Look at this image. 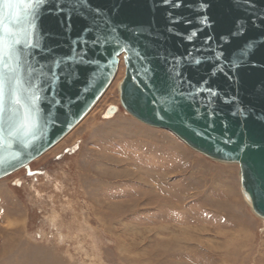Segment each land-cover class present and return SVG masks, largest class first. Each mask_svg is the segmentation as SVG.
Segmentation results:
<instances>
[{"label": "water", "instance_id": "95a60500", "mask_svg": "<svg viewBox=\"0 0 264 264\" xmlns=\"http://www.w3.org/2000/svg\"><path fill=\"white\" fill-rule=\"evenodd\" d=\"M203 3L206 11L199 10L201 0H182L179 7L161 0H87L85 5L48 0L46 6L38 5V47L31 65L38 73L43 69L42 99L37 104L22 85L16 89L17 105L5 81L0 179L29 166L76 127L109 88L123 57L122 107L211 159L239 164L243 194L264 218V0ZM57 7L64 11L56 14ZM205 14L211 27L199 19ZM106 17L111 29L105 27ZM173 18L179 22L172 23ZM237 21L244 31L234 37ZM30 22L28 5L0 4L5 47L13 32L27 41ZM193 30L197 35L190 38ZM82 38L86 43L74 46ZM220 52L222 60L217 59ZM177 57L181 59L173 62ZM205 80L217 96L199 92Z\"/></svg>", "mask_w": 264, "mask_h": 264}, {"label": "rangeland", "instance_id": "374dc122", "mask_svg": "<svg viewBox=\"0 0 264 264\" xmlns=\"http://www.w3.org/2000/svg\"><path fill=\"white\" fill-rule=\"evenodd\" d=\"M124 77L121 57L93 110L0 179V264H264L239 165L130 115Z\"/></svg>", "mask_w": 264, "mask_h": 264}, {"label": "snow or ice", "instance_id": "6c2138e0", "mask_svg": "<svg viewBox=\"0 0 264 264\" xmlns=\"http://www.w3.org/2000/svg\"><path fill=\"white\" fill-rule=\"evenodd\" d=\"M73 4H80L85 5L87 4V0H71ZM162 3L168 4L173 3L174 6L179 7L182 0H161ZM236 2V0H234ZM16 3H22L29 6L30 12H31V22L29 24V27L32 31V35L29 37L27 41H22L20 38H18L17 33H12V40L11 42L5 47L3 39L0 38V111L3 110L4 106V100H5V81L7 80L9 87L12 89V96L13 101L15 104L19 105L21 103L19 99V94L16 91L17 88L24 85L25 90L31 94L32 100H34L37 104L42 99V96L40 95V89L43 88L44 81L41 77V73L43 72V69H41V73H38L36 71V68L31 65V59L33 57V50L37 49L38 45L35 41V33L36 30L39 27V21L37 17V11L36 7L38 5H44L46 6L48 3V0H0V4H3L7 7H12ZM208 5L203 3V0H201L200 8L201 11H206ZM64 11L62 7H57L55 9V13L58 14L59 12ZM100 10H96L95 14H98ZM118 11V9H114V12ZM70 18V13H69ZM201 23L206 27H211V24L209 23L208 16L205 14L204 16L199 18ZM107 23L105 24L106 28L111 29L113 26L111 24V18L106 17ZM179 22V18H173L172 23ZM236 28L231 33V36H238L243 34V27L240 26L239 21L236 22ZM70 27V24H69ZM87 31V29H86ZM169 31L171 32L172 29L170 28ZM197 35L196 31L193 30L190 34L191 37H195ZM221 40L227 44L229 42V38L227 36L221 37ZM77 43H86V40L83 38L78 41H73L74 46ZM95 44L96 42L93 41ZM251 43V42H249ZM125 50V49H121ZM119 54L118 52L116 53ZM139 55V53H137ZM191 53H189V56ZM224 56L223 52H220L217 56L218 60H222ZM84 57H82L83 59ZM181 58L177 57L174 59L173 62H178ZM184 59H187L185 57ZM197 64L201 63V61L198 59L196 61ZM223 70V65H218ZM239 66V65H237ZM57 67H59V62H57ZM150 71V69L145 70V75L147 72ZM7 73V74H6ZM51 74V73H50ZM140 71H137V77L139 78ZM212 75H215V69H213ZM27 77V80L25 81L23 77ZM70 82V81H69ZM208 81L205 80L203 84L199 87V92H204L209 96L215 97L217 96V90L214 88L206 87ZM35 89V91H33ZM236 99L235 97L229 98ZM228 102V101H226ZM240 112L246 117L248 115L247 111L243 108L240 109ZM234 116L237 115V113L234 111L232 113Z\"/></svg>", "mask_w": 264, "mask_h": 264}, {"label": "bare ground", "instance_id": "6f19581e", "mask_svg": "<svg viewBox=\"0 0 264 264\" xmlns=\"http://www.w3.org/2000/svg\"><path fill=\"white\" fill-rule=\"evenodd\" d=\"M125 73H126V67H125ZM116 75H117V74H116ZM115 77H116V76H115ZM119 91H120V86H119ZM101 98H102V97H101ZM101 98H100V99H101ZM100 99H99V100H100ZM98 102H99V101H98ZM98 102H97V103H98ZM97 103H96V104H97ZM94 107H95V106H94ZM94 107H93V108H94ZM93 108L90 110V112L93 110ZM90 112H89V113H90ZM89 113H88V114H89ZM88 114H87V115H88ZM87 115H86V116H87ZM86 116H85V117H86ZM85 117H84V118H85ZM84 118H83V119H84ZM134 118H135V117H134ZM137 120H138V119H137ZM138 121H139V120H138ZM140 122H141V121H140ZM146 125H147V124H146ZM148 126H149V125H148ZM151 127H153V126H151ZM154 128H156V127H154ZM159 129H160V128H159ZM178 138H179V137H178ZM184 143H185V142H184ZM185 144H186V143H185ZM53 147H54V146H53ZM53 147H52V148H53ZM190 148H191V147H190ZM192 149H193V148H192ZM49 150H50V149H49ZM193 150H195V149H193ZM195 151H197V150H195ZM197 152H198V151H197ZM199 153H200V152H199ZM44 154H45V153H44ZM41 156H42V155H41ZM41 156H39L37 159H39ZM37 159H35V160H37ZM35 160H34V161H35ZM213 160H214V159H213ZM219 162H220V161H219ZM223 163H224V162H222V164H223ZM238 165H239V164H238ZM239 167H240V165H239ZM28 168H29V167H28ZM240 170H241V169H240ZM15 173H16V172H15ZM240 177H241V171H240ZM241 188H242V185H241ZM247 201L249 202V204L251 205V208H252V203H251V201H250L249 199H247ZM256 215H257V214H256ZM257 216H258V215H257ZM258 217L264 219V218L261 217V216H258Z\"/></svg>", "mask_w": 264, "mask_h": 264}]
</instances>
